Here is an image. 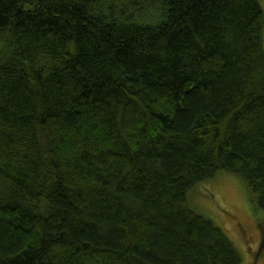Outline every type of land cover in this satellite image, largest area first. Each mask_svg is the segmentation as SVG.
I'll use <instances>...</instances> for the list:
<instances>
[{
	"label": "trees",
	"instance_id": "16d2710c",
	"mask_svg": "<svg viewBox=\"0 0 264 264\" xmlns=\"http://www.w3.org/2000/svg\"><path fill=\"white\" fill-rule=\"evenodd\" d=\"M0 0V264H243L189 203L264 209L260 0Z\"/></svg>",
	"mask_w": 264,
	"mask_h": 264
},
{
	"label": "rangeland",
	"instance_id": "374dc122",
	"mask_svg": "<svg viewBox=\"0 0 264 264\" xmlns=\"http://www.w3.org/2000/svg\"><path fill=\"white\" fill-rule=\"evenodd\" d=\"M260 2L264 7V0ZM189 203L224 229L240 250L243 264H264V209L255 206L240 177L221 172L199 183L191 190Z\"/></svg>",
	"mask_w": 264,
	"mask_h": 264
}]
</instances>
